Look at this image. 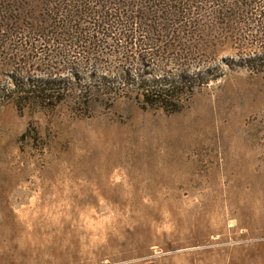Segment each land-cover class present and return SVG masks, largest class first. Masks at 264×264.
Wrapping results in <instances>:
<instances>
[{"label":"rangeland","instance_id":"1","mask_svg":"<svg viewBox=\"0 0 264 264\" xmlns=\"http://www.w3.org/2000/svg\"><path fill=\"white\" fill-rule=\"evenodd\" d=\"M160 1L0 0V264H264V0ZM124 78L190 85L172 114Z\"/></svg>","mask_w":264,"mask_h":264},{"label":"trees","instance_id":"2","mask_svg":"<svg viewBox=\"0 0 264 264\" xmlns=\"http://www.w3.org/2000/svg\"><path fill=\"white\" fill-rule=\"evenodd\" d=\"M153 3L154 2H161L160 0H152ZM162 2H168L170 3V6L168 7V5L166 7L167 11H169L167 13V16L169 17H177L179 16V8L173 7L174 12H171V3L176 4L177 1L175 0H165ZM165 5V4H164ZM163 5V6H164ZM186 6V4H184ZM69 7V6H68ZM166 7L164 10H166ZM254 7L253 5L250 4L248 5V8H252ZM123 8V7H122ZM87 11V10H85ZM120 11V10H118ZM175 12H177V14H175ZM84 14H88L87 12H85ZM114 18L112 20H114V22H119L120 19H122L121 14H117L116 12L113 14ZM87 19L89 20H93V23H95L94 19L95 18H99L101 17V22L103 23V26H107V24L105 23H109L110 21H108V19H105V15L102 12H95V11H91L90 14H88ZM145 17H147V14H145ZM142 20L144 21V23L146 22V19ZM109 18H111L109 16ZM129 18V16H128ZM128 18H124L125 22L126 20H128ZM124 22H122V24L119 22V26L123 27L120 30L115 29L114 27H111L110 29L101 30V33L104 37L106 38H113L115 39V36L117 35V39L115 41H120V40H126V41H131L133 38L135 39V33L132 29H130L129 27L126 28V26H122L125 25L123 24ZM117 25V24H116ZM99 29V28H98ZM115 29V30H114ZM155 34H157V32H155L153 29L150 30H142L138 32V37H142V39H144V41H141V46L142 48H149V49H153L157 48L156 46V42L154 39ZM113 36V37H112ZM148 36V37H147ZM121 38V39H120ZM83 43L85 44H89V45H93L94 47L96 46V43L93 41V38H83ZM97 47V46H96ZM160 54V52H159ZM152 57L151 59H154L155 57L153 56H149V58ZM264 57L262 58V60H260L259 62V66L258 64H255V67L257 68H264ZM252 64L253 63H249L248 67L250 69L252 68ZM54 84H50V83H45L44 85H31V87H28L27 89L24 90V88L21 89V87H19L17 84L13 85L14 90L11 92V96L12 99H15V101L17 102V104L22 105V106H27L29 107H35V108H41L43 107V109H45V105H47L50 101L55 100L56 97V93L57 90L54 89ZM56 85V83H55ZM101 86L98 87L99 90L101 91H110L111 86L114 85L113 81H104L103 83L100 84ZM190 85V82H187L186 80H179L177 82H171V81H153V82H137L136 84H133L132 82H130L127 79H123V81L121 82V86H123L124 88L127 89H131L133 90V92H135L137 99L141 105L142 109H146V108H152V107H156L157 110H161L164 112H169L168 110H170L171 112L169 113H175L177 111H173L176 109V107L179 105V103H182V100L187 97V92L186 89L187 87ZM108 97H110V95H107ZM79 100V99H78ZM174 108V109H173ZM173 109V110H172Z\"/></svg>","mask_w":264,"mask_h":264}]
</instances>
